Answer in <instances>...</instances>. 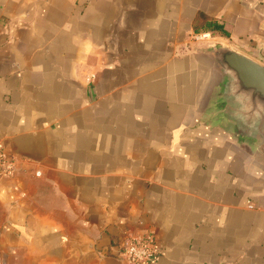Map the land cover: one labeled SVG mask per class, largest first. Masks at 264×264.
Here are the masks:
<instances>
[{
	"label": "crops",
	"instance_id": "1",
	"mask_svg": "<svg viewBox=\"0 0 264 264\" xmlns=\"http://www.w3.org/2000/svg\"><path fill=\"white\" fill-rule=\"evenodd\" d=\"M215 46L264 66V0H0V264H128L146 232L149 264H264V146L219 113Z\"/></svg>",
	"mask_w": 264,
	"mask_h": 264
},
{
	"label": "water",
	"instance_id": "2",
	"mask_svg": "<svg viewBox=\"0 0 264 264\" xmlns=\"http://www.w3.org/2000/svg\"><path fill=\"white\" fill-rule=\"evenodd\" d=\"M208 58L222 75L216 98L221 115L243 140L264 146V66L225 46L208 48Z\"/></svg>",
	"mask_w": 264,
	"mask_h": 264
},
{
	"label": "built area",
	"instance_id": "3",
	"mask_svg": "<svg viewBox=\"0 0 264 264\" xmlns=\"http://www.w3.org/2000/svg\"><path fill=\"white\" fill-rule=\"evenodd\" d=\"M202 34L199 38H204ZM14 169V160L0 146V177L9 176ZM161 253L152 233H144L138 237H127L117 243L116 257L130 264H149L154 262Z\"/></svg>",
	"mask_w": 264,
	"mask_h": 264
},
{
	"label": "trees",
	"instance_id": "4",
	"mask_svg": "<svg viewBox=\"0 0 264 264\" xmlns=\"http://www.w3.org/2000/svg\"><path fill=\"white\" fill-rule=\"evenodd\" d=\"M206 31L210 34V35H215V34H221V35H226L225 31L222 29V26L215 23V22H208L206 24V27H205ZM199 30L198 29H195V32L197 33Z\"/></svg>",
	"mask_w": 264,
	"mask_h": 264
},
{
	"label": "rangeland",
	"instance_id": "5",
	"mask_svg": "<svg viewBox=\"0 0 264 264\" xmlns=\"http://www.w3.org/2000/svg\"><path fill=\"white\" fill-rule=\"evenodd\" d=\"M201 36V34H190V38L192 39V41L196 42H203L204 38H202V40L198 39ZM121 260V259H120ZM126 262V261H125ZM128 263V262H127ZM130 264V263H128Z\"/></svg>",
	"mask_w": 264,
	"mask_h": 264
}]
</instances>
